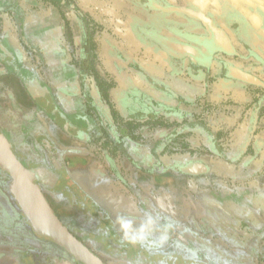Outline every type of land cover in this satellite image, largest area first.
Returning a JSON list of instances; mask_svg holds the SVG:
<instances>
[{
	"label": "crops",
	"instance_id": "0c3cea01",
	"mask_svg": "<svg viewBox=\"0 0 264 264\" xmlns=\"http://www.w3.org/2000/svg\"><path fill=\"white\" fill-rule=\"evenodd\" d=\"M155 1L200 10L233 53L212 50L206 64L169 54L154 36L203 32L145 0H0V133L19 155L30 143L56 146L69 176L122 237L153 230L127 181L178 220L191 211L205 216L190 185L264 191V0ZM222 61L255 83L226 78ZM129 134L143 151L147 136L160 138L156 152L191 156L202 174L144 172L129 159ZM53 161L46 157V168ZM6 204L0 264H51L56 246L32 231L9 198ZM99 230L104 245V225Z\"/></svg>",
	"mask_w": 264,
	"mask_h": 264
},
{
	"label": "trees",
	"instance_id": "16d2710c",
	"mask_svg": "<svg viewBox=\"0 0 264 264\" xmlns=\"http://www.w3.org/2000/svg\"><path fill=\"white\" fill-rule=\"evenodd\" d=\"M8 140L14 149L12 142ZM160 140L154 135L147 136L146 149L143 151V148L138 149L139 139L129 134L127 146L131 163L151 174L163 170L179 172L187 177L202 174L203 170L195 169V164L191 163V156L165 157L156 152ZM33 145L36 151L34 155L39 157L29 152L27 144L24 150L29 155L24 159L18 155L19 160L23 164L39 161L38 163L45 166L46 157L51 161L55 160L53 162L57 164L52 166L51 171L58 176V184L49 190L51 198H58L56 192H61L66 197L74 191V199L82 203L79 209L87 212V216L83 215L86 220L91 223L97 219L99 224L104 225L107 232L106 243L104 245L100 243L101 239H104L100 230L99 234L94 235L95 239L99 240V256L104 261L106 257L114 258L112 252L121 255L119 258L121 263L116 264H255L256 261L264 260V220L259 217L262 215L264 218V191L261 188L222 185L212 190L195 189L190 185L191 192L202 204L205 216L197 218L191 211L187 220H178L155 204L151 192H145L126 180L125 183L138 200L141 221L151 225L153 230L122 237L114 231L109 216L98 208L96 202L69 176L64 167L63 152L50 143L45 147L37 143ZM147 148H150V153ZM6 178L9 184V179L7 176ZM66 181L70 185H67ZM6 193L12 205L19 210L8 188ZM1 212L0 209V214ZM20 215L23 217L21 213ZM214 238H219L223 243H217Z\"/></svg>",
	"mask_w": 264,
	"mask_h": 264
},
{
	"label": "water",
	"instance_id": "95a60500",
	"mask_svg": "<svg viewBox=\"0 0 264 264\" xmlns=\"http://www.w3.org/2000/svg\"><path fill=\"white\" fill-rule=\"evenodd\" d=\"M144 4L165 13H176L199 24L202 34L194 32H175L171 36H154L155 42L169 54L192 63H204L208 52L212 50L232 54L231 44L224 32L217 27L200 10L162 6L155 0H145ZM222 64L228 73L226 78L242 82L255 83V78L241 68L227 62ZM203 167V166H202ZM0 172L8 179V191L16 206L27 221L32 231L39 237L47 238L53 244L65 251L72 259L80 264H105L104 261L78 237H76L63 221L57 216L51 206L46 189L54 188L57 178L51 176L53 184L44 188V173L40 169H30L15 155L7 137L0 133ZM56 264H71L56 261Z\"/></svg>",
	"mask_w": 264,
	"mask_h": 264
},
{
	"label": "rangeland",
	"instance_id": "374dc122",
	"mask_svg": "<svg viewBox=\"0 0 264 264\" xmlns=\"http://www.w3.org/2000/svg\"><path fill=\"white\" fill-rule=\"evenodd\" d=\"M29 146V152H31L33 155L35 154V149H34V145L33 144H28ZM15 155L19 158V154L17 152V150L13 149ZM26 155V156H25ZM27 155H29L27 152L24 155H20V157H27ZM36 156V155H34ZM37 158L39 156H36ZM26 162V161H25ZM39 162V161H37ZM41 164V163H39ZM25 167L27 168H32L35 165H32L30 163L29 164H24ZM53 189V188H51ZM59 192V191H58ZM58 194V198L53 199L51 198L49 195L48 198L50 199V202L52 204L53 210L55 211V213L57 214V216L63 221V223H65L68 227H71L72 232L74 233H81V237H84L86 241H90L93 242L96 246H98L99 248V240H96L94 235L95 234H99V220L95 219L92 220L91 223L89 220H86V218L83 216V214L85 216H87L85 214V210H80L79 206L82 204L81 201H77L74 199V191H71V193L69 194V196L63 195L61 192L57 193ZM75 202H72V201ZM80 230V232H79ZM89 242V243H90ZM101 244H102V239H101ZM92 245V244H90ZM7 254L9 252L6 250L5 251ZM111 255H114V258H109L106 257L105 261L108 264H113L116 262L121 263V260H119V258L121 257V255L119 253H115L112 252ZM5 259H9V256L5 257ZM32 261V259H30V262Z\"/></svg>",
	"mask_w": 264,
	"mask_h": 264
},
{
	"label": "flooded vegetation",
	"instance_id": "af4514ba",
	"mask_svg": "<svg viewBox=\"0 0 264 264\" xmlns=\"http://www.w3.org/2000/svg\"><path fill=\"white\" fill-rule=\"evenodd\" d=\"M21 158L24 159V157H22V156H21ZM34 165L35 166L33 168H30V169H40L44 173V177H43V181H45L44 188L46 189V187H48L51 184H53L51 176H53V177L55 176L57 178L58 176L56 175V173L54 171H51L50 169L46 168L45 165H41L39 163L38 164L35 163ZM37 165H39V166H37ZM57 180H58V178H57ZM56 185H57V183L54 185V187H56ZM6 186L8 188V180H7L6 176H5V174L0 172V209L3 212L7 211L6 201L8 200V198L10 199L9 195L6 193V189H7ZM49 190L50 189H46V193H47V195H49L51 197V192H49ZM69 230L72 232V230L70 228H69ZM72 233L76 237H78L79 239L81 238L80 234L74 233V232H72ZM83 242L91 249V251H93L95 254H98L97 253L98 251L96 250V248H95L96 246L94 245V243H92V242L89 243V242H86V241H83ZM90 244H92V245H90ZM55 249H56V252L53 253L54 255H53L52 259H51V264H56L57 260L60 261V262L67 261V262H70L71 264H80V263L74 261L72 259V257L70 255H68L65 251H63L62 249H60L58 247H56ZM104 263L108 264L105 261H104Z\"/></svg>",
	"mask_w": 264,
	"mask_h": 264
}]
</instances>
